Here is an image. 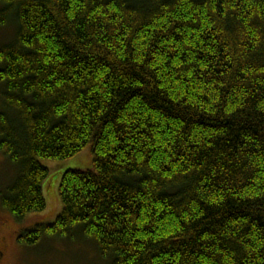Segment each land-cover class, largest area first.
Listing matches in <instances>:
<instances>
[{"label": "trees", "instance_id": "1", "mask_svg": "<svg viewBox=\"0 0 264 264\" xmlns=\"http://www.w3.org/2000/svg\"><path fill=\"white\" fill-rule=\"evenodd\" d=\"M0 206L106 264H264V0H0Z\"/></svg>", "mask_w": 264, "mask_h": 264}, {"label": "rangeland", "instance_id": "2", "mask_svg": "<svg viewBox=\"0 0 264 264\" xmlns=\"http://www.w3.org/2000/svg\"><path fill=\"white\" fill-rule=\"evenodd\" d=\"M9 26L0 27V44L6 43ZM0 153V191L13 176V168ZM51 171L42 184L46 207L17 220L0 206V250L4 249L0 264H106L96 257L92 246L80 240H44L35 245L21 244L18 236L37 224H50L61 210L58 188L61 175L67 169H85L92 165L90 147L63 161L42 160Z\"/></svg>", "mask_w": 264, "mask_h": 264}, {"label": "flooded vegetation", "instance_id": "3", "mask_svg": "<svg viewBox=\"0 0 264 264\" xmlns=\"http://www.w3.org/2000/svg\"><path fill=\"white\" fill-rule=\"evenodd\" d=\"M3 251H4V249H1V250H0V258L3 257V254H4Z\"/></svg>", "mask_w": 264, "mask_h": 264}]
</instances>
